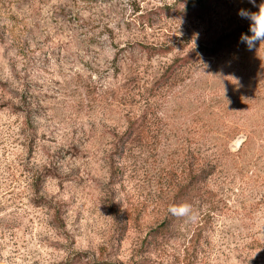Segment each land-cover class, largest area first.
Instances as JSON below:
<instances>
[{"label": "rangeland", "instance_id": "1", "mask_svg": "<svg viewBox=\"0 0 264 264\" xmlns=\"http://www.w3.org/2000/svg\"><path fill=\"white\" fill-rule=\"evenodd\" d=\"M193 3L0 0V264H264V0Z\"/></svg>", "mask_w": 264, "mask_h": 264}, {"label": "clouds", "instance_id": "2", "mask_svg": "<svg viewBox=\"0 0 264 264\" xmlns=\"http://www.w3.org/2000/svg\"><path fill=\"white\" fill-rule=\"evenodd\" d=\"M250 3H255V0H249ZM238 15L242 19L250 21L249 31L251 35L242 33L240 43L247 46L248 50H252L257 42L264 43V3L259 5L258 12H249L245 9H240ZM169 213L178 218H186L189 220L195 219L192 206L187 203L180 205H171L168 209Z\"/></svg>", "mask_w": 264, "mask_h": 264}, {"label": "trees", "instance_id": "3", "mask_svg": "<svg viewBox=\"0 0 264 264\" xmlns=\"http://www.w3.org/2000/svg\"><path fill=\"white\" fill-rule=\"evenodd\" d=\"M198 3H199V2H198ZM193 5H196V3L194 4V3H193V0H188V6H189V7H190V6L192 7ZM191 182H192V181H191ZM191 182H190V183H191ZM189 186H190V185H188V186L186 187V193H187V191H190V190L188 189ZM193 189H195V187H193ZM186 193L183 192V191L181 192V194H184V195H185ZM186 196H187V194H186Z\"/></svg>", "mask_w": 264, "mask_h": 264}, {"label": "water", "instance_id": "4", "mask_svg": "<svg viewBox=\"0 0 264 264\" xmlns=\"http://www.w3.org/2000/svg\"><path fill=\"white\" fill-rule=\"evenodd\" d=\"M243 136L239 137L232 145H231V148L232 149H235L237 146L240 145L241 141L243 140Z\"/></svg>", "mask_w": 264, "mask_h": 264}]
</instances>
